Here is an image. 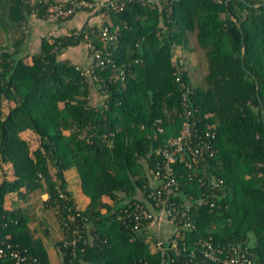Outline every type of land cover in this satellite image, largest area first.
I'll return each mask as SVG.
<instances>
[{
	"label": "trees",
	"instance_id": "trees-1",
	"mask_svg": "<svg viewBox=\"0 0 264 264\" xmlns=\"http://www.w3.org/2000/svg\"><path fill=\"white\" fill-rule=\"evenodd\" d=\"M47 6L40 0H0V27L10 39L0 43V150L18 148V133L25 128L38 135L39 149L57 179L45 188L42 205L54 209L56 218L57 209L75 213L65 171L76 168L88 197L78 209L87 219L80 223H88L87 231L97 235L87 243L85 257L103 264L161 260L155 240L135 236L137 231L117 215L125 200L149 189L163 143L181 130L178 75L189 88L197 131L212 124L215 135V157L199 166L224 181L220 194L212 195L214 206L193 210L197 227L186 232L185 246L211 236L214 244L246 246L256 264H264V0H176L170 12L131 0L123 10L109 11L105 24L119 33L113 59L126 71L122 82H108V68L97 69L93 75L98 79L89 80L76 64L59 59L64 49L79 44L89 57L81 35L72 34L76 27L42 36L35 51L27 50L28 19L33 14L42 19ZM12 31L16 35L9 37ZM189 32L205 50V86L190 84L184 63L177 69L184 59L177 47L188 44ZM90 36L97 46L112 49L96 33ZM82 132L92 141L81 138ZM175 169L184 192H205L183 166ZM39 172L34 168L22 179L31 185ZM31 219L28 208H10L0 199V247L9 242L26 249L36 264H67L68 257L50 261L44 244L49 228L43 227L42 237L29 226ZM55 249L62 251L59 240ZM173 256L168 252L167 264ZM187 257L183 252L173 264H195L196 258L189 262ZM0 264L14 261L0 257Z\"/></svg>",
	"mask_w": 264,
	"mask_h": 264
},
{
	"label": "built area",
	"instance_id": "built-area-1",
	"mask_svg": "<svg viewBox=\"0 0 264 264\" xmlns=\"http://www.w3.org/2000/svg\"><path fill=\"white\" fill-rule=\"evenodd\" d=\"M48 4L44 19L50 23H57L62 19L74 15L78 11L94 12L101 23L97 27L85 25L73 29L74 36L81 35L88 51L90 60L86 67L76 65V69H81L84 77L98 79L93 73L97 69H109L108 82H122L126 71L119 67L113 59V49L115 50L119 43V33L110 28L104 20L109 11H121L126 2L131 0H66L64 2H53L50 0H40ZM151 7L159 5L170 12L172 4L176 0H141ZM221 2V0H215ZM96 33L104 43L112 47L102 48L97 46L91 40V33ZM178 51V50H177ZM179 52V51H178ZM183 60H180L177 69L183 68ZM93 75V76H92ZM89 79V80H90ZM176 81L181 86L182 127L177 136L169 137L161 147V161L152 169V177L148 183L147 191L142 192L135 200H125L122 208L118 211V218L123 219L126 224L137 231L135 236L146 234V238L155 240L154 248L159 252L161 260L157 264H167L168 252H173V257L169 259V264L181 257L186 252L189 262L196 258V264L199 260L203 263L215 264H256L250 250L246 246L239 244L218 245L211 241V236L198 237L192 239L189 248H186L184 238L188 237L186 232L196 230V219L193 210L201 205H215L213 196L219 195L224 181L221 177L214 174H208L206 165L200 168V163H205L207 159L215 157L214 132L212 124H207L206 129L197 131L196 120L188 103L187 94L189 88L181 82L180 76H176ZM162 131V128H158ZM80 137L87 142H91L90 135L84 132ZM110 145V142L108 143ZM183 166L188 173V178L197 177L199 185L205 189L201 195H196L192 191L184 192L182 184L178 181L176 165ZM201 173V176L199 174ZM146 187V186H145ZM63 201H66L62 193ZM71 207H68V210ZM75 213L63 215L57 209V220L62 225L61 238L59 239L62 251H59V258L63 260L68 257L67 264L75 262L76 264H103L90 260L86 252L87 243L93 244L97 235L87 231L88 223L81 224L83 218L78 211L79 206L75 203L73 206ZM80 218V219H79ZM82 242V244H81ZM0 257H10L14 264H36L37 258L31 257L26 249H20L13 244L1 243ZM60 250V249H59ZM140 264H151L150 262H140ZM184 264H187L185 261Z\"/></svg>",
	"mask_w": 264,
	"mask_h": 264
},
{
	"label": "rangeland",
	"instance_id": "rangeland-1",
	"mask_svg": "<svg viewBox=\"0 0 264 264\" xmlns=\"http://www.w3.org/2000/svg\"><path fill=\"white\" fill-rule=\"evenodd\" d=\"M4 31V28L0 27V43L7 45L6 41L10 39ZM10 33L9 37L16 35L15 31ZM188 36V44L182 48L177 47L179 51L177 53L184 57L183 62L190 75V84L192 86H205L207 72L205 50L197 45L193 32H189ZM18 136L21 139L18 148L11 151L7 148L0 150V182H3L0 188V199L5 206L10 208H28L32 218L29 226L35 228L42 237H45L43 227L48 226L49 234L44 238V244L50 261L56 263L59 259L55 242L61 238L60 226L54 215V209H47L42 205L45 188L49 184L57 182L55 172L39 149L38 135L32 129L25 128L19 131ZM34 168L43 170L44 173L39 172L37 180L30 185V182L22 179V177L32 175L31 172ZM65 176L68 190L77 201L76 204L80 208L86 205L87 196L80 189L76 168L71 167L65 171ZM8 188L12 189L7 191ZM103 199L109 201L106 197Z\"/></svg>",
	"mask_w": 264,
	"mask_h": 264
},
{
	"label": "crops",
	"instance_id": "crops-1",
	"mask_svg": "<svg viewBox=\"0 0 264 264\" xmlns=\"http://www.w3.org/2000/svg\"><path fill=\"white\" fill-rule=\"evenodd\" d=\"M55 2H64L66 0H53ZM106 19V17H105ZM29 35L27 37V50L35 51L40 45V39L42 36L60 35L68 31L73 27H82L85 25H93L97 27L101 23L100 17L94 12L78 11L72 17L65 19L57 23H50L44 19L36 17L34 14L28 19ZM105 22V20H104ZM59 59H66L76 65L86 67L89 63L90 57L87 56L82 44L70 46L64 49L59 55ZM68 188V186H67ZM48 196L43 194V199ZM74 198V197H73ZM75 203L77 201L74 198ZM88 202V197H87Z\"/></svg>",
	"mask_w": 264,
	"mask_h": 264
},
{
	"label": "water",
	"instance_id": "water-1",
	"mask_svg": "<svg viewBox=\"0 0 264 264\" xmlns=\"http://www.w3.org/2000/svg\"><path fill=\"white\" fill-rule=\"evenodd\" d=\"M242 56H243V54H242Z\"/></svg>",
	"mask_w": 264,
	"mask_h": 264
}]
</instances>
